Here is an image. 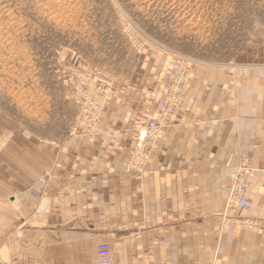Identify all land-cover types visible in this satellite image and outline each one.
<instances>
[{
    "label": "crops",
    "instance_id": "0c3cea01",
    "mask_svg": "<svg viewBox=\"0 0 264 264\" xmlns=\"http://www.w3.org/2000/svg\"><path fill=\"white\" fill-rule=\"evenodd\" d=\"M145 94H115L93 131L0 129L1 263L96 264L108 243L120 264H264V63L196 66L139 173L131 126ZM245 159L241 210L228 199Z\"/></svg>",
    "mask_w": 264,
    "mask_h": 264
},
{
    "label": "rangeland",
    "instance_id": "374dc122",
    "mask_svg": "<svg viewBox=\"0 0 264 264\" xmlns=\"http://www.w3.org/2000/svg\"><path fill=\"white\" fill-rule=\"evenodd\" d=\"M250 62L264 63V0H0V129L78 134L80 73L109 89L105 107L145 89L140 111L173 65ZM241 165L251 190L255 170Z\"/></svg>",
    "mask_w": 264,
    "mask_h": 264
},
{
    "label": "built area",
    "instance_id": "2783aa9c",
    "mask_svg": "<svg viewBox=\"0 0 264 264\" xmlns=\"http://www.w3.org/2000/svg\"><path fill=\"white\" fill-rule=\"evenodd\" d=\"M170 80L163 84L164 96L156 101H147L132 121V149L129 169L141 173L156 146L166 136L170 119L180 113L187 100L186 89L191 81V66L179 63L171 67ZM109 89L98 85L95 75L86 72L78 74L74 82L73 99L79 109L76 132L93 131L101 120ZM156 113L153 116V113ZM47 179L41 181L38 192H43ZM250 190L249 174L241 165L231 187L228 203L241 210L250 207L247 197ZM34 201L38 198L34 197ZM96 264H120L114 261L110 244L101 243L97 249Z\"/></svg>",
    "mask_w": 264,
    "mask_h": 264
},
{
    "label": "bare ground",
    "instance_id": "6f19581e",
    "mask_svg": "<svg viewBox=\"0 0 264 264\" xmlns=\"http://www.w3.org/2000/svg\"><path fill=\"white\" fill-rule=\"evenodd\" d=\"M150 98V97H149Z\"/></svg>",
    "mask_w": 264,
    "mask_h": 264
}]
</instances>
